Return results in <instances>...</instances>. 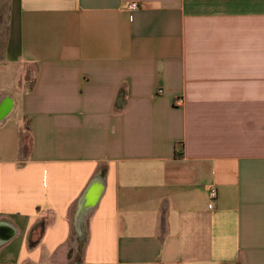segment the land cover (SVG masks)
<instances>
[{"label":"crops","instance_id":"obj_1","mask_svg":"<svg viewBox=\"0 0 264 264\" xmlns=\"http://www.w3.org/2000/svg\"><path fill=\"white\" fill-rule=\"evenodd\" d=\"M0 264H264V0H0Z\"/></svg>","mask_w":264,"mask_h":264},{"label":"built area","instance_id":"obj_2","mask_svg":"<svg viewBox=\"0 0 264 264\" xmlns=\"http://www.w3.org/2000/svg\"><path fill=\"white\" fill-rule=\"evenodd\" d=\"M130 6H131V8H135L136 7V4L133 3ZM210 197L213 198V199L216 197V190H215V188H211L210 189ZM166 209H167V204H166V207H162L161 208V210H166Z\"/></svg>","mask_w":264,"mask_h":264},{"label":"trees","instance_id":"obj_3","mask_svg":"<svg viewBox=\"0 0 264 264\" xmlns=\"http://www.w3.org/2000/svg\"><path fill=\"white\" fill-rule=\"evenodd\" d=\"M30 141H28L27 137H25V146L28 147L30 146ZM182 154V152L180 150H175V156H180Z\"/></svg>","mask_w":264,"mask_h":264},{"label":"rangeland","instance_id":"obj_4","mask_svg":"<svg viewBox=\"0 0 264 264\" xmlns=\"http://www.w3.org/2000/svg\"><path fill=\"white\" fill-rule=\"evenodd\" d=\"M29 140V139H28ZM40 226V224L39 225H37V229H38V227Z\"/></svg>","mask_w":264,"mask_h":264}]
</instances>
